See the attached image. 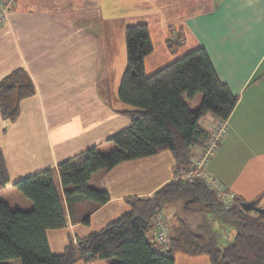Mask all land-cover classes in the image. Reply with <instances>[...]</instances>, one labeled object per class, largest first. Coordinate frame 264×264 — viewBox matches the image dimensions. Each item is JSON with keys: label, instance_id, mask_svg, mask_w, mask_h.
Returning a JSON list of instances; mask_svg holds the SVG:
<instances>
[{"label": "crops", "instance_id": "0c3cea01", "mask_svg": "<svg viewBox=\"0 0 264 264\" xmlns=\"http://www.w3.org/2000/svg\"><path fill=\"white\" fill-rule=\"evenodd\" d=\"M4 1L12 4L8 21L0 26V81L23 68L36 93L21 102L17 121L3 120L0 112V148L10 176L3 190H17V181L37 172L55 171L68 223L48 231L53 254H61L71 239L76 243L119 218L129 210L128 198H151L177 176L169 151L99 171L89 186L107 191L110 201L94 212L92 202L75 204L78 222L71 220L59 164L93 146L112 148L109 139L131 125L122 113L131 107L118 97L122 76L114 59L128 25L149 27L154 50L145 61L148 75L192 50L207 51L221 82L239 98L209 172L237 197L260 199L264 208V0ZM177 35L179 45L171 49L168 41ZM200 100L188 103L197 107ZM203 119L201 127L209 136L218 118L208 114ZM206 143L207 138L200 140L194 160ZM173 213L176 224L181 218L193 229L201 226L200 214L176 218ZM218 241L226 245L221 237ZM177 255L186 264H211L207 256Z\"/></svg>", "mask_w": 264, "mask_h": 264}, {"label": "trees", "instance_id": "16d2710c", "mask_svg": "<svg viewBox=\"0 0 264 264\" xmlns=\"http://www.w3.org/2000/svg\"><path fill=\"white\" fill-rule=\"evenodd\" d=\"M173 36V30H171ZM127 68L118 97L131 107L122 113L131 125L109 139L110 152L97 146L61 162L58 173L68 202L71 220L78 222L74 205L92 202V212L110 201L107 191L89 186L93 175L118 165L171 152L177 169L176 179L161 187L151 198L130 197L129 210L99 231L71 241L61 254H53L48 231L67 227V209L58 190L55 171L47 169L17 181L14 187L32 203L31 210L14 209L0 200V264L20 260L21 264H76L106 260L109 264H176V254L207 256L211 264H264V215L245 212L237 198L226 210L216 193L200 179L183 176L194 162L200 140L209 136L201 120L212 114L228 120L239 98L221 82L204 48H197L148 75L145 61L154 46L147 24L126 27ZM169 40L171 49L179 45ZM35 84L23 68L10 72L0 81V112L3 120L15 122L21 114V102L34 96ZM202 95L192 110L188 100ZM10 183L5 157L0 148V190ZM260 203V199H257ZM183 202L186 216L200 214L201 226L193 229L185 219L171 226L170 247L163 252L153 243L154 218L168 206ZM89 213L84 223L89 224ZM212 214L218 223L234 225L232 241L220 245L219 231L204 230V215ZM177 218V215H176ZM212 225L214 221H211ZM221 224V223H220ZM205 231V232H204ZM153 232V238L149 237ZM209 232V231H208ZM217 234V235H216Z\"/></svg>", "mask_w": 264, "mask_h": 264}, {"label": "built area", "instance_id": "2783aa9c", "mask_svg": "<svg viewBox=\"0 0 264 264\" xmlns=\"http://www.w3.org/2000/svg\"><path fill=\"white\" fill-rule=\"evenodd\" d=\"M12 2L0 0V26L5 24L9 18V12ZM228 130V120H218L216 126L209 135L206 145L199 151L197 158L194 160L189 171L183 176V179L193 181L200 179L213 190L221 200L226 210L232 208L237 200V195L227 190L221 182L209 172V163L214 153L217 151L220 142L225 138ZM155 234L153 243L156 244L163 252H166L171 243L170 229L164 221L162 213L154 218Z\"/></svg>", "mask_w": 264, "mask_h": 264}, {"label": "rangeland", "instance_id": "374dc122", "mask_svg": "<svg viewBox=\"0 0 264 264\" xmlns=\"http://www.w3.org/2000/svg\"><path fill=\"white\" fill-rule=\"evenodd\" d=\"M119 44V43H118ZM120 47V49H119ZM118 47V52L116 53V55L114 56L115 62H116V70L118 71V74H120L121 76H123V73L126 71L127 68V45H126V36L124 38V40L122 39L120 42V45ZM179 58V57H178ZM177 58L175 57L173 59V61H175ZM172 61V62H173ZM170 62V63H172ZM169 63V64H170ZM149 73V72H148ZM154 74V73H153ZM196 97H201V100L199 102V104L201 103L203 96L202 95H198ZM191 109L195 110L197 107H194L193 105H191ZM204 122V119L202 120V123ZM112 148H105V149H100L103 152H110V150H112ZM2 192H0V200L7 202L12 208L14 209H22V210H31L30 207H26L25 202L26 203H31L28 200H25L26 198L20 194V192H18L17 190H12L11 192H7L4 190H1ZM32 205V204H31ZM182 206H183V202H177L175 203L173 206L169 207L170 209H166L164 212H162L163 217H164V221L167 223L169 229L171 230V226H173L174 224H176L174 220V213L173 211H175L177 214L176 215H180L183 214V210H182ZM205 219H208L209 221H205L207 224L204 223V230H206V235H208V233H212V232H217L219 231L220 236L222 239H224V244H227L229 241V237L231 236V233L234 232L235 228L234 225L230 222H225L222 221L220 223H218V220H214L213 219V215L212 214H206L204 215ZM214 221V224L212 225V222ZM209 231V232H208ZM205 232V231H204ZM217 235V234H216ZM179 257H185L186 259H189L190 257H187L183 254H178ZM177 255V256H178ZM178 260V257H176V262ZM191 261H195V260H191ZM7 264H21L20 260H9L7 261ZM178 264H186L183 260H178ZM196 264V263H195Z\"/></svg>", "mask_w": 264, "mask_h": 264}, {"label": "water", "instance_id": "95a60500", "mask_svg": "<svg viewBox=\"0 0 264 264\" xmlns=\"http://www.w3.org/2000/svg\"><path fill=\"white\" fill-rule=\"evenodd\" d=\"M242 208L245 212L259 213L264 215V208L259 206V202L257 200L244 202L242 204Z\"/></svg>", "mask_w": 264, "mask_h": 264}]
</instances>
